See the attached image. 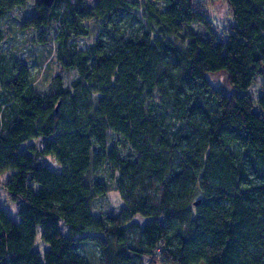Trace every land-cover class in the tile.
Instances as JSON below:
<instances>
[{
    "label": "trees",
    "instance_id": "16d2710c",
    "mask_svg": "<svg viewBox=\"0 0 264 264\" xmlns=\"http://www.w3.org/2000/svg\"><path fill=\"white\" fill-rule=\"evenodd\" d=\"M223 1L216 29L199 0H33L24 25L40 42L52 30L73 76L39 89L0 52V186L17 214L0 206V264H264V90L248 93L264 89V0ZM25 2L0 0V17Z\"/></svg>",
    "mask_w": 264,
    "mask_h": 264
},
{
    "label": "rangeland",
    "instance_id": "374dc122",
    "mask_svg": "<svg viewBox=\"0 0 264 264\" xmlns=\"http://www.w3.org/2000/svg\"><path fill=\"white\" fill-rule=\"evenodd\" d=\"M198 1V0H197ZM32 2L33 0H26L23 6H15L7 13L0 17V26L5 32V38L0 43V52L5 54L11 53L13 57L23 63H25L30 71L31 82L39 89H43L50 78L54 74H60L66 80L73 76V71L66 72L57 63L54 57L53 42L50 40L53 32L50 31L49 41L40 42L37 38L36 32L29 26L24 25L26 19L32 15ZM88 4L92 3V0H85ZM199 6L205 15L211 20L212 25L222 29V20L228 15L227 8L223 0H199ZM194 28H197L196 24H193ZM220 29V30H221ZM222 31H219L221 33ZM214 84L230 90L226 76L222 72H218L209 76ZM262 79L256 77L254 82L248 88V93L252 98H257L262 92ZM26 143L22 144L24 147ZM45 164L52 169H57L59 165L51 156L44 158ZM8 171L1 173L0 180H6ZM117 197L114 193L110 192L108 196L102 199L99 203L100 207L110 208L113 204H117ZM0 206L3 207L8 215L17 220L16 205L10 202L4 189L0 186ZM136 221L143 222L148 218L141 216L134 217ZM40 229L36 234L35 248L43 251L47 245L39 241ZM155 257L143 258L142 264H158L161 261Z\"/></svg>",
    "mask_w": 264,
    "mask_h": 264
},
{
    "label": "water",
    "instance_id": "95a60500",
    "mask_svg": "<svg viewBox=\"0 0 264 264\" xmlns=\"http://www.w3.org/2000/svg\"><path fill=\"white\" fill-rule=\"evenodd\" d=\"M41 2L48 6L53 2V0H41Z\"/></svg>",
    "mask_w": 264,
    "mask_h": 264
}]
</instances>
